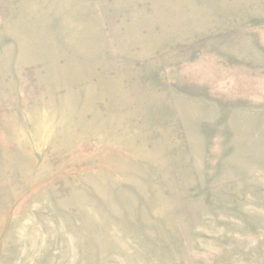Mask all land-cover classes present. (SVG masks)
I'll use <instances>...</instances> for the list:
<instances>
[{
  "label": "rangeland",
  "instance_id": "obj_1",
  "mask_svg": "<svg viewBox=\"0 0 264 264\" xmlns=\"http://www.w3.org/2000/svg\"><path fill=\"white\" fill-rule=\"evenodd\" d=\"M0 264H264V0H0Z\"/></svg>",
  "mask_w": 264,
  "mask_h": 264
}]
</instances>
